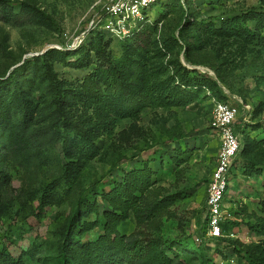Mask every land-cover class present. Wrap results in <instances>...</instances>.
I'll use <instances>...</instances> for the list:
<instances>
[{
  "label": "rangeland",
  "instance_id": "obj_1",
  "mask_svg": "<svg viewBox=\"0 0 264 264\" xmlns=\"http://www.w3.org/2000/svg\"><path fill=\"white\" fill-rule=\"evenodd\" d=\"M107 1L0 0V81L25 59L51 49L62 53L78 49L95 33L89 23L99 18ZM248 11L264 13V0H159L151 6L149 23L157 22L153 37L159 43L163 39L173 43L171 51L151 60L152 68L168 69L156 74L154 81H168L171 64L178 60L190 76L210 79L216 88L195 93L196 88L178 84L189 91L190 102L145 109L136 120L117 119L113 134L95 142L100 160L88 162L70 182L64 181L62 143L48 130L47 112L35 113L26 123L11 113V122L0 126V256L6 260L2 264H61L59 243L73 214L84 228L73 243L89 245L100 234L102 209H110L100 194L111 190L112 182L143 169L150 171V185L135 194L142 198L140 208L178 195L173 204L144 215L139 225L158 234L168 264H202L194 249L200 238L211 264H251L247 251L264 256V47L207 34L208 24L217 28L220 20ZM100 33L110 42V56L118 59L124 41ZM56 59L50 61L58 79L74 85L95 68L94 63L73 68L69 64L76 57ZM213 100L237 108L233 131L251 141L230 173L222 202L229 216L223 237L217 239L206 237L203 221L206 184L219 151L209 124ZM136 227L128 212L117 231L128 236ZM108 256L112 264H133L118 250Z\"/></svg>",
  "mask_w": 264,
  "mask_h": 264
},
{
  "label": "trees",
  "instance_id": "obj_2",
  "mask_svg": "<svg viewBox=\"0 0 264 264\" xmlns=\"http://www.w3.org/2000/svg\"><path fill=\"white\" fill-rule=\"evenodd\" d=\"M156 25L157 22L147 23L125 40L120 46L121 56L118 59L108 53L110 42L104 41L100 32L89 35L74 51L62 53L51 49L42 56L25 59L4 81H0V126L5 127L11 122V113L19 122L26 123L35 113L46 111L51 118L48 130H53L62 143L66 160L63 167L64 181L70 182L88 162L94 158L100 160V149L95 142L99 137L113 134L117 119L136 120L145 109L182 106L190 102L193 97H189V91L181 90L178 84L196 88L195 93L201 92L203 87L213 91L215 83L210 79L190 76L191 71L178 60L171 64L172 75H169L168 81H154L156 74L168 72V69L152 68V58L171 51L173 45L172 41L163 39L159 43L155 40ZM207 34L214 38L237 39L245 45L264 47V13L248 11L226 18L220 20L217 28L208 24ZM174 44L177 46V42ZM67 57H76L69 64L75 69L88 68L92 63L95 68L76 85L58 79L50 59L58 58L56 60L63 62ZM26 71L30 72L29 75L24 74L21 79H16V75ZM241 132L245 133L244 130ZM234 133L237 134L235 130ZM250 144L251 141H246L244 136L241 138L242 146L236 159L244 155ZM112 185L111 190L101 193L99 197L100 201L110 205V209H102L100 213L98 238L89 245L73 243L74 236H82L84 232V228L76 224L77 216L73 214L59 243V262L112 264L108 254L118 250L124 260L133 264H168L169 260L161 251L158 234L143 231L139 225L144 215L161 206L173 204L178 195L171 194L140 208L142 198L135 194H142L149 188L150 171L146 169L134 171L128 177L121 178L120 182H112ZM42 198L41 202L44 203ZM97 206L94 198L92 207L95 211ZM128 212L133 213L137 227L132 234L120 236L117 228L128 219ZM196 222L200 224V218ZM222 228L224 233L225 225ZM204 244V239L200 238L194 249L199 252L202 264H211L206 258ZM247 257L251 264H264L262 255L247 251ZM5 261L0 256V264Z\"/></svg>",
  "mask_w": 264,
  "mask_h": 264
},
{
  "label": "built area",
  "instance_id": "obj_3",
  "mask_svg": "<svg viewBox=\"0 0 264 264\" xmlns=\"http://www.w3.org/2000/svg\"><path fill=\"white\" fill-rule=\"evenodd\" d=\"M159 0H108L97 20L89 23L90 31L102 32L113 40L130 39L141 27L149 23L148 10ZM237 108L228 102L213 100L210 107L209 124L219 143L217 159L206 184V237H223V228L228 211L222 202L230 179L233 163L241 149V136L233 131Z\"/></svg>",
  "mask_w": 264,
  "mask_h": 264
}]
</instances>
